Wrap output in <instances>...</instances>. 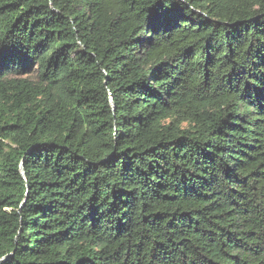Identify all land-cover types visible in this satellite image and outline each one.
Wrapping results in <instances>:
<instances>
[{"label": "trees", "instance_id": "trees-1", "mask_svg": "<svg viewBox=\"0 0 264 264\" xmlns=\"http://www.w3.org/2000/svg\"><path fill=\"white\" fill-rule=\"evenodd\" d=\"M0 264H264V0H0Z\"/></svg>", "mask_w": 264, "mask_h": 264}]
</instances>
